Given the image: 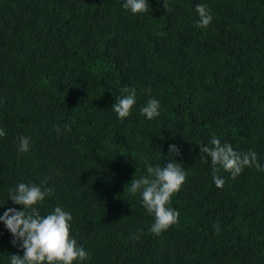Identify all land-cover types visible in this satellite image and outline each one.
Masks as SVG:
<instances>
[{"label": "trees", "instance_id": "obj_1", "mask_svg": "<svg viewBox=\"0 0 264 264\" xmlns=\"http://www.w3.org/2000/svg\"><path fill=\"white\" fill-rule=\"evenodd\" d=\"M122 3L0 0V215L22 207L7 201L17 183L46 181L41 214L71 212L86 264H264V171L221 170L217 188L200 152L220 138L264 164V0H149L139 16ZM197 3L211 9L206 29ZM125 88L137 103L118 119ZM149 98L162 106L151 121L139 112ZM171 159L187 179L171 202L179 222L157 236L126 185ZM11 240L0 224V264L22 255Z\"/></svg>", "mask_w": 264, "mask_h": 264}, {"label": "clouds", "instance_id": "obj_2", "mask_svg": "<svg viewBox=\"0 0 264 264\" xmlns=\"http://www.w3.org/2000/svg\"><path fill=\"white\" fill-rule=\"evenodd\" d=\"M163 7L168 8L167 0H162ZM122 8L132 15L149 13V0H123ZM198 19L195 26L206 29L213 20L211 9L205 3L195 5ZM151 94V90H146ZM3 101L0 100V103ZM137 103V90L125 88L123 94L115 97L112 110L118 119L131 115ZM161 102L149 98L140 107L139 112L146 120H153L160 116ZM55 131L59 136L61 126L57 125ZM64 131H70L66 126ZM5 131L0 128V138L5 136ZM30 137H18L17 151L27 153L30 150ZM210 145L200 144L201 158L211 162L213 183L217 188H222L225 179L220 175L221 170L231 178L239 176L245 168L255 166L258 171H264L257 153L237 151L227 142L222 143L220 138H213ZM169 156H179L181 148L176 144L169 145ZM206 154V157H205ZM135 177V176H134ZM187 179V171L175 159L168 160L166 164H145V174L133 178L127 186L131 197H138L146 212L153 217L148 229L154 235H161L179 222L180 213L171 207L173 196L178 193ZM46 181L40 185L35 183L19 182L7 193V201L22 207H7L0 215V224L10 233L13 247H18L20 254L7 257L8 264H86L91 261V254L78 243L74 234L70 233L73 216L71 212L57 205L47 214H41L46 197L50 189L44 187ZM4 207V206H3ZM0 207V208H3ZM217 233L219 225H214Z\"/></svg>", "mask_w": 264, "mask_h": 264}]
</instances>
